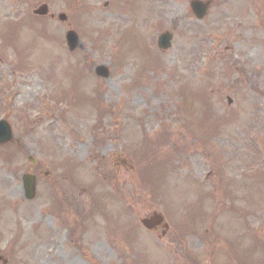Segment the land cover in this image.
I'll return each instance as SVG.
<instances>
[{"label": "rangeland", "instance_id": "1", "mask_svg": "<svg viewBox=\"0 0 264 264\" xmlns=\"http://www.w3.org/2000/svg\"><path fill=\"white\" fill-rule=\"evenodd\" d=\"M147 1L0 0V118L13 133L0 145V253L12 264H264V0H214L201 21L189 0ZM41 3L52 18L32 14ZM150 148L153 186L135 157ZM24 172L37 175L30 201ZM153 211L164 236L140 225Z\"/></svg>", "mask_w": 264, "mask_h": 264}, {"label": "water", "instance_id": "2", "mask_svg": "<svg viewBox=\"0 0 264 264\" xmlns=\"http://www.w3.org/2000/svg\"><path fill=\"white\" fill-rule=\"evenodd\" d=\"M209 1H200V0H191L190 1V8L196 15L198 19H201L205 13L206 9L209 5ZM47 12L46 5L40 6L35 13L38 14H45ZM59 19L64 20L65 15L60 14ZM66 40L67 44L70 49H74L76 43L78 42V38L76 34L73 31H68L66 33ZM170 40H171V34L169 33H163L159 36L158 40V46L161 49H167L170 46ZM97 74L102 77H106L107 71L104 67L99 66L97 67ZM12 138V133L10 130L9 125L6 122H0V144L6 143L10 141ZM31 161L33 159L30 158ZM22 185L24 190V197L26 199H31L34 197L35 194V177L30 174H23L22 175ZM162 220V217L160 215L155 214L151 218L143 219L142 223L147 228H154L156 224H158ZM166 227V225H165Z\"/></svg>", "mask_w": 264, "mask_h": 264}, {"label": "flooded vegetation", "instance_id": "3", "mask_svg": "<svg viewBox=\"0 0 264 264\" xmlns=\"http://www.w3.org/2000/svg\"><path fill=\"white\" fill-rule=\"evenodd\" d=\"M12 259L9 255L0 253V264H12Z\"/></svg>", "mask_w": 264, "mask_h": 264}, {"label": "trees", "instance_id": "4", "mask_svg": "<svg viewBox=\"0 0 264 264\" xmlns=\"http://www.w3.org/2000/svg\"><path fill=\"white\" fill-rule=\"evenodd\" d=\"M97 103L99 104V101H98ZM100 107H101V109H102L101 103H100ZM148 154L151 155L150 158H151V157H154V153H153V152L148 153ZM158 155H159V154H158ZM159 156H160V155H159ZM159 158L162 159V157H159ZM145 159H149V158H148V157H145ZM149 168H150V165H148V164L142 165V167H141V171L146 173V172H148Z\"/></svg>", "mask_w": 264, "mask_h": 264}]
</instances>
